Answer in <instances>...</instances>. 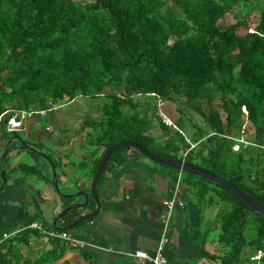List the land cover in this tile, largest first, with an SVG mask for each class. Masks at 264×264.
Returning a JSON list of instances; mask_svg holds the SVG:
<instances>
[{"label": "trees", "instance_id": "trees-1", "mask_svg": "<svg viewBox=\"0 0 264 264\" xmlns=\"http://www.w3.org/2000/svg\"><path fill=\"white\" fill-rule=\"evenodd\" d=\"M227 14L234 23L223 26ZM249 17L253 31L238 35ZM79 97L102 103L95 142L103 152L135 142L216 174L264 206V0H0V116ZM157 98L191 129L176 125L195 145L185 158L184 134L154 124ZM122 107L134 110L125 120ZM243 136L257 146L233 152L231 139ZM127 150L140 155L124 148L108 163ZM186 177L199 198L223 206V264L239 263L248 247L261 250L263 218L227 189ZM76 218L69 212L65 225Z\"/></svg>", "mask_w": 264, "mask_h": 264}, {"label": "crops", "instance_id": "crops-1", "mask_svg": "<svg viewBox=\"0 0 264 264\" xmlns=\"http://www.w3.org/2000/svg\"><path fill=\"white\" fill-rule=\"evenodd\" d=\"M101 104L83 97L65 101L45 109L44 116L28 118L22 130L6 131L8 134L3 132V115L0 156L10 137H19L28 147L48 156L55 170L59 163L62 170L74 175V189L61 192L88 194L95 164L103 153L102 146L95 142L99 132L95 130L96 123L102 118ZM124 113L131 114L128 109ZM41 118L45 119L43 124ZM87 120L94 124L86 125ZM148 134L160 138L158 128ZM66 154L70 157L65 158ZM38 158L41 157L14 141L7 157L0 161L5 181L0 178V264H153L136 260L131 254H156L163 233V203L172 199L177 181L175 199L183 206H176L167 228L168 241L163 249L167 264H223L217 229L223 206L199 198L182 172L132 150L116 153L107 163L97 186L99 215L69 231L74 239L87 243L83 249H72L58 238H44L35 231L13 235L30 221L39 222L38 214L47 221L67 206L83 201L82 197H77L82 199L78 202L60 198L49 187V164L39 163ZM7 172L11 177L7 178ZM39 180L45 185L43 193ZM60 182L64 184V179H58V185ZM61 220L64 226L67 219ZM4 234L11 235L3 239ZM255 255L244 249L237 264H259V260H252Z\"/></svg>", "mask_w": 264, "mask_h": 264}, {"label": "water", "instance_id": "water-1", "mask_svg": "<svg viewBox=\"0 0 264 264\" xmlns=\"http://www.w3.org/2000/svg\"><path fill=\"white\" fill-rule=\"evenodd\" d=\"M17 141L18 143H20L21 145H23L25 148H27L29 151L37 154L38 156H40L41 158H43L50 166L51 169V185L54 188L56 194L60 197V198H64V199H75L77 197H82L83 198V202L82 203H73L69 206H67L64 210H62L60 213H58L53 221H52V229L57 231V232H67L72 230L73 228H75L76 226H78L79 224L88 222L89 220H92L93 218L97 217L100 213V204L98 202V197H97V186L99 183V180L104 172V169L111 157V155L121 149L124 148H133L135 150H137L141 156L154 161L158 164L164 165L168 168H171L173 170L182 172V173H187V174H192L194 176L206 179L208 181H211L225 189H227L228 191H230L233 195H235L238 199H240L249 209L252 213L260 216L261 218L264 219V206L261 205L258 201H256L254 198H252L249 194H247L245 191L237 188L236 186H234L233 184H231L229 181H227L226 179L213 174L209 171H206L204 169H201L199 167H196L192 164H189L185 161H177V160H169V159H165L162 158L148 150H146L145 148H143L142 146L136 144L135 142L132 141H123L120 142L114 146H110L109 148H107L102 156L100 157V160L98 162V165L96 167L93 179L91 181L90 184V192L89 194H85L83 192H77L75 194H62V192L59 190L58 187V178H57V174H56V170L55 167L53 165V162L51 161V159L46 156L44 153L41 152H37L36 150L28 147L19 137H10V139L6 142L4 150L2 155L0 156V161L4 160L7 155H8V151H9V147L12 144V142ZM1 178L4 181V172H1ZM89 201H93L96 208L93 212H90L88 214H85L82 217H79L75 220H73L72 222H70L67 225L64 226H59L58 222L65 217L69 212L73 211V210H77V209H81L83 207H85Z\"/></svg>", "mask_w": 264, "mask_h": 264}, {"label": "built area", "instance_id": "built-area-1", "mask_svg": "<svg viewBox=\"0 0 264 264\" xmlns=\"http://www.w3.org/2000/svg\"><path fill=\"white\" fill-rule=\"evenodd\" d=\"M155 96V95H153ZM157 97V96H155ZM164 106L165 102L157 98L156 106H155V119L157 118L162 125L172 129L173 131H176L180 134L183 135L182 131L175 125L173 122L169 119V117L165 114L164 112ZM50 108H55L53 106V103L49 104V109ZM48 109V110H49ZM46 110H38V111H19L14 113L13 115L9 116L8 118H5V128L8 133H13L19 130H22L23 128V123L25 120L28 118H32L34 116H44ZM4 118L3 115L0 116V124L3 123ZM184 136V135H183ZM186 140V143L189 145V148L185 149L183 151V158L186 157L188 152L195 147L194 144L190 143L189 139L184 137ZM231 139V138H230ZM232 151L237 152L240 149H246L250 146L256 147L257 145L252 143V141L248 140L246 136L239 137V138H232ZM184 161V160H183ZM179 191V183L178 181L176 182L174 192H173V197L171 200L164 201L163 205L165 207V216L162 220L163 223V233L158 245V249L156 251V254L154 256H149L144 252H134L131 254V256L136 259V260H149L153 264H167L164 255H163V249L164 246L166 245L168 238L166 236L167 228L169 226V223L171 221L173 212L176 208V206L182 207L183 203L180 201H177L175 198L178 195ZM26 231H35L38 232L40 235L48 237V238H58L62 240L66 245L72 249H83L87 243L83 241H79L74 239L69 232H57L53 229H45L42 224H40L37 221L31 222L24 226L23 228L17 230L13 235H17V233L21 232H26ZM11 235V234H10ZM8 234L3 235V239H7L10 237ZM261 250L264 251V239L261 243ZM258 250L256 252V255L252 258V260H260L264 252Z\"/></svg>", "mask_w": 264, "mask_h": 264}, {"label": "rangeland", "instance_id": "rangeland-1", "mask_svg": "<svg viewBox=\"0 0 264 264\" xmlns=\"http://www.w3.org/2000/svg\"><path fill=\"white\" fill-rule=\"evenodd\" d=\"M260 1V0H259ZM252 20H253V18L252 17H249V23H248V25H247V28H242V29H240V30H238V35H244L245 33H248V32H251V31H253V29H254V24H252ZM220 24H222L223 26H229V25H231V24H233L234 23V19H233V17H232V14H227V15H225L220 21ZM65 101H62V102H59V103H53V106L54 107H57L59 104H63ZM98 102H101L100 100H98ZM14 104H16V103H14ZM7 106L8 107H11V106H13V104L12 105H10V104H7ZM125 110H127V109H125L124 107H122L121 108V117H120V119L121 120H125V117H130L131 115H132V113L134 112V110H132V111H130L131 112V114H128V115H126V113H124V111ZM80 111H81V109H80ZM164 112H165V114L169 117V119L170 120H172V121H174L173 122V124H175V125H177V126H179L180 128H182V130L186 133V134H190V132H191V129L189 130L187 127H184L183 126V122L180 120V117L178 116V112L175 110V106L173 105V104H170V103H167V102H165V106H164ZM15 113V112H14ZM187 115H189V116H192L193 118H194V121H196V122H201V119L198 117V116H195L193 113H191L190 111H187V113H186ZM44 121H45V119H42L41 118V120H40V122L43 124L44 123ZM154 124L155 125H159V124H161V122L156 118L155 119V117H154ZM170 129V128H169ZM171 130V129H170ZM156 139V141H154V144H153V146H157L158 145V142L157 141H161L162 139H161V137L160 138H155ZM65 142H67L66 140H65ZM6 144V143H5ZM30 145H32L31 143H30ZM29 146V145H28ZM119 151V150H118ZM22 152H26L25 150H22ZM24 155H26V154H24ZM66 157H70V155H68V154H66L65 155V158ZM37 161L39 162V163H41V164H47V162L43 159V158H38L37 159ZM2 171H4V170H1L0 171V174H1V172ZM47 174H48V178H49V180H51V170H50V173H49V170L47 171ZM56 174H57V177H58V179H64V184L62 183L61 184V182L59 183V185H58V187H59V190L60 191H63V192H68V191H71V190H73L74 189V186L76 185V182H75V180H74V175L73 174H70L67 170H65V169H63L62 170V167L60 166V164L58 163V166H57V168H56ZM184 174V176H186V173H183ZM9 177H11V173H9V172H7V178H9ZM39 182V185H40V187H43V189L41 190V192L43 193L44 192V188H45V185L43 184V180H39L38 181ZM49 187L50 188H52V186H51V184L49 183ZM39 190V189H38ZM62 192V194H66V193H63ZM89 192H90V190L89 191H87V193L89 194ZM73 200V202H78V201H80V200H82L81 198H75V199H72ZM70 201V200H69ZM83 202V201H82ZM81 202V203H82ZM98 202H99V200H98ZM75 204V203H74ZM93 209H95L94 208V202H91V201H89L88 202V204L85 206V207H83V208H81V209H77V210H73V212L75 213V215H76V217L77 218H79V217H82V216H84L85 214H88V213H90V212H93L94 210ZM58 214V213H57ZM56 214V215H57ZM54 215V214H53ZM55 215V216H56ZM55 216H52L49 220H45L44 218H42V217H40V215L38 214L36 217H37V219H38V221L42 224V225H44V228L45 229H47V230H49V229H52V227H51V225H52V221H53V219H54V217ZM76 218V219H77ZM49 221V222H48ZM62 222H63V220H60L59 222H58V225L59 226H62ZM83 224V223H82ZM80 225V224H79ZM78 225V226H79ZM78 226H76L75 228H73L72 230H70V231H75L77 228H78ZM246 236H247V238H249V234L247 235L246 234ZM41 237H44V238H47V237H45V236H42L41 235ZM246 250H249V252H250V254H255L256 252H255V250H254V248H252V247H248V248H246ZM260 251H262V250H260ZM262 252H264V251H262Z\"/></svg>", "mask_w": 264, "mask_h": 264}]
</instances>
